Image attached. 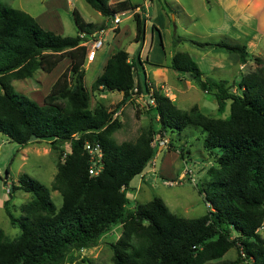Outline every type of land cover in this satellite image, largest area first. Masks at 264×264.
<instances>
[{"label": "trees", "instance_id": "16d2710c", "mask_svg": "<svg viewBox=\"0 0 264 264\" xmlns=\"http://www.w3.org/2000/svg\"><path fill=\"white\" fill-rule=\"evenodd\" d=\"M84 2L106 18L135 9L129 0L113 7L109 0ZM74 21L76 35L62 37L44 30L25 12L0 3V133L22 147L29 145L32 135L55 138L47 143L59 150L50 190L61 197L56 208L45 186L26 175L19 177L13 192L20 189L31 200L21 207L19 217L5 207L10 225L21 233L9 240L0 228V264H63L71 252L96 247L116 225L121 232L110 244L112 264H207L232 248L239 257L224 264H241L247 258L264 264V238L256 233L264 219V76L260 70L245 76L240 92H234L226 80L204 77L187 53L172 57L170 68L214 99L219 117L230 103V114L222 120L197 107L177 108L145 78L135 76V60L119 49L105 62L91 91L118 92L123 97L116 110L109 111L102 104L92 109L84 86L87 49L79 35L90 36L103 27L81 22L79 17ZM135 31L138 45L145 35L139 16ZM210 46L237 54L242 64L247 62L246 46L222 42ZM65 59L69 67L42 105L14 91L13 81L31 79L39 70L51 73ZM134 90L141 95L153 92L155 106L148 108L151 127L135 142L118 144L113 134L120 124L113 118ZM188 127L204 134L203 148L212 165L206 171L210 182L198 188V193L213 203L215 211L208 210L197 219L180 218L157 197L131 208L130 183L157 154L158 149L151 146L155 131L173 134ZM61 141L69 145V152L60 149ZM86 142L102 147L103 169L97 176L88 173L91 162L84 151ZM233 233L235 238L230 239Z\"/></svg>", "mask_w": 264, "mask_h": 264}, {"label": "rangeland", "instance_id": "374dc122", "mask_svg": "<svg viewBox=\"0 0 264 264\" xmlns=\"http://www.w3.org/2000/svg\"><path fill=\"white\" fill-rule=\"evenodd\" d=\"M121 1L123 0H109V6L113 7L115 3ZM129 1L132 5L140 7V10L137 11L135 7L134 10L118 14L121 23L114 30H112L113 24L111 22L113 17L106 18L101 16L87 5L84 0H0V3L25 12L36 20L42 28L62 37H74L76 35L75 17H79L81 22L86 24L103 27V30H105L102 36L103 46L95 52L91 60H87L91 43L86 48L87 58L83 64L85 71L84 86L90 94V107L92 109L102 104L109 111H113L116 110L123 96L118 92H93L91 91V84L101 74L111 48L114 51L128 49V52L131 54L130 59H133V56L135 59V55L133 54L135 49L140 48V45L142 47L143 42H140L138 45L135 43L134 26L136 16H139L144 23L141 10V3L144 0ZM168 1L165 0V2ZM168 5L178 12L175 4L169 1ZM221 6L211 2L209 8L203 6L201 3L199 7L194 8L191 2L187 3L186 11L191 17L181 13L178 22H176L177 29L169 13V19L164 18L160 26L162 45L158 43L155 36L154 42L151 44L149 29L153 22L156 25L157 22L152 20L151 13L153 7H150L149 15H151V21L146 25L144 35L146 43L140 52L142 51L145 56L151 52L149 54V61L153 64L162 65V68L165 69L161 70L150 63L146 64L148 60H145L144 70L141 69L140 65H136L135 76L138 74L145 78L153 89H159L162 93L166 92L167 97L180 110L187 111L192 107H197L203 114L209 117H218L226 120L230 114V103H227L226 112L219 117L217 115V104L214 99L203 94L190 79L181 76L178 80L176 73L172 69H168V66L171 64V56L173 57L178 52L186 50L190 52L191 50L196 51L194 50L196 48L189 44H179L178 37H190L192 38L190 40H199L210 45L221 42L226 44L233 43L231 40L235 39L236 34L234 30H231L227 35L207 33L209 32L210 25L213 27L219 26L223 18L225 19V25L229 26V21L235 20L233 18L234 13H232L231 17L228 10ZM193 24H195L194 27L192 26ZM262 28L258 26L254 34L250 31L246 36H238L239 39L236 42L246 46L248 52V59L245 64H242L238 55L233 53L232 59L227 57V65L229 66L225 70L222 68L217 72H209L210 69H206L209 68L208 65L199 63L202 71L206 72V76L213 79L226 80L229 84H232V91L234 92H240L239 84L243 83L242 80L248 74L256 71L259 72L260 70L261 75L264 76V35H259L264 33V29ZM118 32H121V35H117ZM123 32H125L124 35ZM93 35H96V33ZM93 35L88 36V40H91ZM212 53L216 56L222 55L219 50ZM209 55L211 56V54ZM208 61L210 64L214 63L212 60ZM194 62L197 63L198 61L194 60ZM68 67L69 60L65 59L51 73L39 70L31 79L13 81L12 87L15 92L21 93L39 105H42L44 97L49 93L56 79ZM136 92L134 91L131 94L129 101L124 103L114 115L113 119H116L120 124V128L113 134V138L118 144L135 142L142 132H148L151 127V117L148 113L147 105H145L148 102V97ZM157 137H165L171 141L173 140V143L169 140L168 145L166 144L159 148L153 161L140 175L131 181L128 190L130 207L134 208L137 204H145L157 197L164 202L171 213L180 218L197 219L206 215L208 210L214 212L213 203L211 201L209 203L208 201L205 202L198 193V188L210 182L207 179L206 171L212 165L207 151L203 148L204 134L201 130L197 127H188L182 132H175L173 134L155 131V137L152 139L151 145H154ZM47 143L45 141H34L22 147L11 142L5 135L0 133V228L9 240L17 239L21 232L10 225L5 207L9 209L14 217H19L21 207L31 200V195L20 189L12 192V198H10V188L19 185L18 179L20 176L26 175L41 183L48 189L55 207L59 208L61 205L59 194L50 190V184L57 172L56 162L59 150L53 149ZM170 143L172 144L171 147ZM61 145V150L65 153L69 152V145ZM6 174V186H3ZM260 225H264V219H262ZM120 232L121 227L119 225L112 227L107 233L102 235L96 247L80 252H71L63 264H112L110 244L117 240ZM256 233L261 238H264V231L256 229ZM234 238L235 233L232 234L230 239ZM238 257L239 253L235 248H232L221 259L207 264L230 263ZM253 263L254 260L252 258H247L241 264Z\"/></svg>", "mask_w": 264, "mask_h": 264}, {"label": "crops", "instance_id": "0c3cea01", "mask_svg": "<svg viewBox=\"0 0 264 264\" xmlns=\"http://www.w3.org/2000/svg\"><path fill=\"white\" fill-rule=\"evenodd\" d=\"M169 1H170V3L176 5V7L178 8V12H176L173 9V7H170L168 5ZM169 1L165 2V0H144L141 3V10L143 13V18H144L145 31H146V25L151 21V15H152V20L157 22V25L153 22L152 26L149 29L150 34H151V44L154 42V36H155L157 38L158 43L160 45H162V41H161L162 36H161L160 26L162 25L164 18L169 19V13L172 16L173 22H175V28L176 29H177L176 22H178V18H179L181 13H183L184 15H186L188 17H191V15H188L187 11H186V4L190 3V2L194 5V8L199 7L200 3L203 6H207L209 8L210 3L214 2V3H216V5H218V4L222 5L225 9H227L231 17L233 15L232 13H234L233 18L235 20L229 21L230 26L225 25V21H224L225 19L223 18L222 23L219 26L216 25L213 27L210 25L209 26L210 29L208 30L209 32H207V33H211V34H215V35H227L228 33L231 32V30H234V33H236L235 39L231 40V42H233L235 44L229 43L230 45H240L239 43L236 42L237 39H239L238 36H246V34H249L250 31H252L254 34L256 32L255 31L256 27L260 26L262 28V26H264V0H169ZM150 7H153L151 15H149ZM136 10L139 11L140 7H136ZM224 16H226V15L224 14ZM192 26L194 27L195 24H193ZM134 29H135V26H134ZM262 29H264V28H262ZM44 30H47V29H44ZM47 31H49V30H47ZM124 34H125V32H123V35ZM117 35H121V32L120 33L118 32ZM259 35H264V33H261ZM185 36H187V35H185ZM135 37H136V31L134 32V39H135ZM190 39H192V38H190V37H178V40H179L178 43L179 44L180 43L189 44V45L195 47L196 49H194V50H196V51L194 52L191 50V52H190L189 50H186V51L180 52V53H187L188 55H190V57L192 58L193 61L194 60L198 61L196 64H197L200 72L204 75V77H208V76H206L207 75L206 72L202 71V67L200 66L199 63H202L203 65L204 64L208 65L209 68H206V69H208V70L210 69L209 72H212V71L217 72V71H220L222 68H224V70L226 68H228L229 65H227V57L232 59L231 56L234 55L233 53L228 52L224 49H219V48L210 46V45L202 47V46H199L198 42H200V43H206V42H201L199 40H194V39L190 40ZM142 42H143V44L142 43L141 44L143 47L144 44L146 43V39L143 40ZM193 42H197V43H193ZM142 47L140 45V48H136L134 53H133L135 55V59L133 56L132 60L133 61L135 60L136 65L137 64L140 65L141 69L144 70L145 60H148V63H146V64L150 63L151 65L157 66V67H159V69L164 70L165 68H162L163 67L162 65L153 64L149 61V54L151 52H149V54H146V56L143 54L142 51L140 52ZM217 50H219L221 52V54H222L221 56H216L212 53V52H217ZM113 51L114 50H112V48L109 50L107 59L113 53ZM125 51L128 52L129 50L125 49ZM128 53H129V55H131L130 52H128ZM209 54H211V56ZM225 54H227V55H225ZM171 58H172V56H171ZM107 59H106V61H107ZM208 60H212V61H214V63L210 64ZM104 65H105V63H104ZM168 69H171L170 66H168ZM101 72H102V70H101ZM176 75H177V78L179 80L181 78V76L178 74H176ZM146 82H147V80H146ZM120 95H122V94H120Z\"/></svg>", "mask_w": 264, "mask_h": 264}, {"label": "built area", "instance_id": "2783aa9c", "mask_svg": "<svg viewBox=\"0 0 264 264\" xmlns=\"http://www.w3.org/2000/svg\"><path fill=\"white\" fill-rule=\"evenodd\" d=\"M122 15V14H121ZM119 15L116 14L114 15V17L112 18V30L116 29L117 26H119V24L121 23V19L118 17ZM105 30H101L99 32L96 33V35H93L91 40H88V35L86 34H80V38L84 40V42L82 43V46L86 47L88 46L89 43L91 46V49L88 53V59H92L94 57V54L97 50L101 49L103 46V39L102 36L104 35ZM95 36V37H94ZM136 91V90H134ZM152 90L150 91V93L148 95H144L148 97V102L147 104V108L149 107H154L155 106V101L152 98L151 94H152ZM166 97H167V93L164 92L163 93ZM163 136H165V134H163ZM170 139H167L165 137L160 138L157 137L156 140L154 141V145H151L155 148H157L159 150V148H161L162 146H165ZM168 145V144H167ZM84 151L87 153V155L89 156V161L91 162V165L89 167L88 173L91 176H97L103 169V151H102V147L100 146L99 143H89L86 142L84 144ZM157 155V154H156ZM264 231V225H261L258 228V231ZM241 256L244 257V254L241 252Z\"/></svg>", "mask_w": 264, "mask_h": 264}, {"label": "water", "instance_id": "95a60500", "mask_svg": "<svg viewBox=\"0 0 264 264\" xmlns=\"http://www.w3.org/2000/svg\"><path fill=\"white\" fill-rule=\"evenodd\" d=\"M88 60V59H87ZM87 60H86V62H87ZM187 77H189V74H187ZM54 137H52V136H45V137H40L39 139L37 138V136H35V135H32L29 139H28V143H32V142H34V141H37V140H39V141H45V142H52V141H54ZM70 142V140L68 139L67 141H66V143H69ZM65 143V141H61V144H64ZM6 180H7V174L5 175V177H4V181H3V186H6ZM13 192V187H11L10 188V198H12V195H11V193Z\"/></svg>", "mask_w": 264, "mask_h": 264}, {"label": "clouds", "instance_id": "9594fccd", "mask_svg": "<svg viewBox=\"0 0 264 264\" xmlns=\"http://www.w3.org/2000/svg\"><path fill=\"white\" fill-rule=\"evenodd\" d=\"M88 59V58H87Z\"/></svg>", "mask_w": 264, "mask_h": 264}]
</instances>
